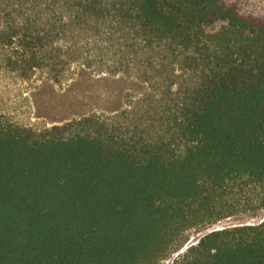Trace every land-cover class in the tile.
Returning a JSON list of instances; mask_svg holds the SVG:
<instances>
[{
  "label": "trees",
  "instance_id": "16d2710c",
  "mask_svg": "<svg viewBox=\"0 0 264 264\" xmlns=\"http://www.w3.org/2000/svg\"><path fill=\"white\" fill-rule=\"evenodd\" d=\"M85 55L155 84L169 63L196 80L173 93L167 138L118 114L42 130L0 114V264H163L233 213L237 189L264 209V0H0L10 71L58 79ZM181 255L172 264H264V219Z\"/></svg>",
  "mask_w": 264,
  "mask_h": 264
},
{
  "label": "rangeland",
  "instance_id": "374dc122",
  "mask_svg": "<svg viewBox=\"0 0 264 264\" xmlns=\"http://www.w3.org/2000/svg\"><path fill=\"white\" fill-rule=\"evenodd\" d=\"M93 54L98 56L101 52L97 50ZM145 75L144 70L125 67L107 70L95 55L92 59H87L86 55L77 59L58 79L47 69H39L24 78L0 64V114L36 130L92 113L118 114L121 121L126 119L132 127L150 137L167 138L166 109L173 99L181 96L173 93L191 86L196 76L192 72L185 73L179 63L168 64L164 76L159 77L163 85L158 79L156 84L155 80L150 82ZM168 78L176 81L170 89L165 86ZM255 195L256 191L250 186L237 189L233 213L212 226L199 231L193 229L186 244L193 241L196 244L212 230L260 223L264 219V209L254 208ZM194 244L184 245L163 264H172L174 258H179L178 253L183 255L186 247Z\"/></svg>",
  "mask_w": 264,
  "mask_h": 264
},
{
  "label": "water",
  "instance_id": "95a60500",
  "mask_svg": "<svg viewBox=\"0 0 264 264\" xmlns=\"http://www.w3.org/2000/svg\"><path fill=\"white\" fill-rule=\"evenodd\" d=\"M195 243V241H193ZM193 242L188 243L187 245L194 244Z\"/></svg>",
  "mask_w": 264,
  "mask_h": 264
}]
</instances>
